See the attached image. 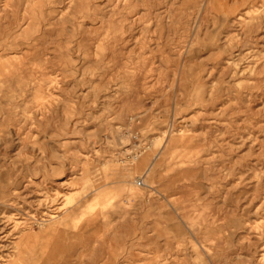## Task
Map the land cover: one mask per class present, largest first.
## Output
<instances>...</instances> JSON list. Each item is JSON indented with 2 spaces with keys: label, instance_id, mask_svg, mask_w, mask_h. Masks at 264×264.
I'll return each mask as SVG.
<instances>
[{
  "label": "rangeland",
  "instance_id": "1",
  "mask_svg": "<svg viewBox=\"0 0 264 264\" xmlns=\"http://www.w3.org/2000/svg\"><path fill=\"white\" fill-rule=\"evenodd\" d=\"M0 264H264V0H0Z\"/></svg>",
  "mask_w": 264,
  "mask_h": 264
}]
</instances>
